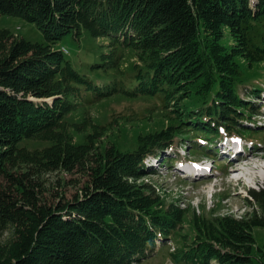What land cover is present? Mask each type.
<instances>
[{"label": "trees", "instance_id": "16d2710c", "mask_svg": "<svg viewBox=\"0 0 264 264\" xmlns=\"http://www.w3.org/2000/svg\"><path fill=\"white\" fill-rule=\"evenodd\" d=\"M2 17L35 25L46 43L0 30V264H131L158 256L161 232L183 240L169 255L176 264H264V248L254 253L264 188L249 190L252 210L238 218L165 206L141 181L157 174L148 160L177 151L183 138L213 142L220 127L232 134L256 115L264 0H0ZM83 30L107 41L100 69L121 68L124 52L137 58L124 66L130 73L119 69L127 80L111 97L156 100L153 115L171 121L141 134L130 151L100 146L130 119L70 120L108 98L60 50L65 36L79 40ZM84 90L99 94L90 106L80 99Z\"/></svg>", "mask_w": 264, "mask_h": 264}, {"label": "rangeland", "instance_id": "374dc122", "mask_svg": "<svg viewBox=\"0 0 264 264\" xmlns=\"http://www.w3.org/2000/svg\"><path fill=\"white\" fill-rule=\"evenodd\" d=\"M18 28L20 30H18ZM4 29L10 30L13 34H17L21 38L31 42L40 44L46 43L43 33L35 25L21 18H0V30ZM59 45L67 48L69 54L65 55V57L78 67L81 72L83 71L85 76L93 81H100L101 84H106L108 86L116 84L118 82V77H127L126 75L122 76L119 69L126 70L125 72L130 73L132 69H125L124 66H134L137 62L134 53L127 56L128 52H124L122 54L123 60L121 61V68L117 69L106 66L100 69L102 56L108 54V51L105 52V50H103V45H105V43L103 39L94 40L85 30H83L81 36H79V40L73 35L65 36ZM113 59L115 60L117 57ZM108 60L111 59L108 58ZM92 65L96 67L93 68ZM125 72H123V74H125ZM260 76H262L264 80V73L261 72ZM242 92L244 94L245 90L243 89ZM81 98L82 97H80V99ZM261 105L264 106V100L263 102L261 101ZM158 106L156 100H150L148 98L128 100L121 97H113L99 104L95 103L91 108L81 110L80 113H75L70 117V120L82 122L85 120L84 114L87 118L104 125L113 122L116 118L130 119L127 122L121 121L119 123L120 125L114 126L112 130H110L112 127H109V137L107 135L105 140L101 139L100 141V146L103 150L105 149V145L111 141L121 151L126 152L136 148L137 138L141 134L159 130L164 126H168V124L170 125L171 121H169V119L167 120L164 114L157 113L153 115V110H161ZM144 119L145 121H142ZM256 119H258V121H255V127L264 128V107L261 108V117ZM247 127L249 126H246V128ZM77 138L79 143L83 139V137L81 139L78 136ZM259 138L264 140V134ZM185 140H188V138L182 139L181 144L183 147H179L177 153L179 156H182V158L183 155L187 156L182 162H179V158H176L175 162L169 167H163L158 171V175L145 177L141 181L153 184L158 194L162 197L165 206L177 204L183 209L190 208L191 213L196 212L198 214H204L206 210H211V214L215 216H226L228 214L235 215L238 218H243L247 213L251 212L252 209L247 206L246 201V198L249 196V190L258 191L264 188V149L256 150L251 147V150L255 152L253 157L245 156L240 167H235V162L230 164L228 161L229 159L227 157L230 155L223 152L230 144H234L232 141H227L225 147H219L220 150L203 153L199 151L202 147L198 146L197 140L195 148L190 147L191 141L185 142ZM36 146H38V144L30 143V148ZM185 146H188V148H185ZM189 148L190 151L188 152ZM194 149L199 153L196 151L194 154ZM168 156H174L173 151H171V154L168 153ZM254 156H257V158L255 159ZM234 157V155L231 156V158ZM246 160H248V162L245 163ZM191 163L197 164L192 171L189 167ZM245 164H249L248 166L250 168H242ZM237 168L240 169L236 170ZM173 169L177 170L176 174L179 176L181 173L187 171L186 173H188L187 175L189 178H184L185 180L180 179L179 176L174 175ZM196 171L200 173L206 171L208 175H211V179L200 182L189 181L191 180L190 177H193ZM47 177L51 186L53 182L57 180L56 176L51 175ZM238 178L242 181L237 182ZM71 187L73 186L70 185V188ZM68 192L69 191H67V193ZM187 233L189 234L188 228H186V232L183 233V235H187ZM254 236V253L255 256H258L259 249L264 248V228H255ZM190 240L192 239L190 238ZM172 241L173 246L171 248L173 250L176 249V253L183 248V240L173 237ZM166 243L167 241H165L163 237L161 244L157 242L158 248ZM163 251L164 252L160 249L156 258L144 264H174L175 262H170L172 260L169 256V250L163 249Z\"/></svg>", "mask_w": 264, "mask_h": 264}, {"label": "bare ground", "instance_id": "6f19581e", "mask_svg": "<svg viewBox=\"0 0 264 264\" xmlns=\"http://www.w3.org/2000/svg\"><path fill=\"white\" fill-rule=\"evenodd\" d=\"M253 157V156H252ZM254 158L256 159L257 158V156H254ZM254 158H253V160H254ZM252 161V160H251ZM254 162H255V160H254ZM253 162V163H254ZM246 163V162H245ZM257 163V162H256ZM249 165V164H248ZM247 164H245V169H247V168H250L249 166H248ZM239 181H242V180H240V178H238L237 179V182H239Z\"/></svg>", "mask_w": 264, "mask_h": 264}]
</instances>
